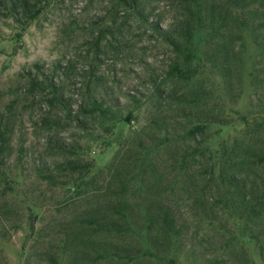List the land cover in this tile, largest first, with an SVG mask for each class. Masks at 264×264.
<instances>
[{
    "label": "rangeland",
    "instance_id": "1",
    "mask_svg": "<svg viewBox=\"0 0 264 264\" xmlns=\"http://www.w3.org/2000/svg\"><path fill=\"white\" fill-rule=\"evenodd\" d=\"M34 1L39 13L24 28L0 5V114L10 116L12 145L6 193L0 192V264H264V247L222 208L215 184L178 171L183 154L193 153L192 176L207 174L222 144L253 138L264 145V88L254 96L250 73L258 49L249 35L234 67V97L224 103L210 81L200 91L168 78L176 55L166 36L181 28L183 0H142L140 14L115 0ZM202 40L198 31V49ZM29 74L58 85L65 108L42 93L28 103ZM87 86L109 107L108 119L75 120ZM190 87L202 93L194 105L181 97ZM216 114L223 124L212 122ZM199 120L211 121L202 135L186 136ZM128 157L138 158L130 166L135 177L118 197L112 177ZM72 158L81 170L90 167L86 184H73L77 171L73 176L60 168ZM241 173L261 195L262 171ZM123 205L130 222L124 230L96 232L81 222L99 215L120 225L114 211ZM159 208L174 216L170 241L162 238L160 217L149 221ZM261 227L253 225L252 232H264ZM105 248L121 255L102 259L97 252Z\"/></svg>",
    "mask_w": 264,
    "mask_h": 264
},
{
    "label": "trees",
    "instance_id": "2",
    "mask_svg": "<svg viewBox=\"0 0 264 264\" xmlns=\"http://www.w3.org/2000/svg\"><path fill=\"white\" fill-rule=\"evenodd\" d=\"M115 2L118 8L124 11L133 10L140 14L142 0H115ZM0 5L4 7L7 18L22 28L26 27L39 13V6L34 0H0ZM183 8L184 20L181 22L180 30L174 36H166L176 55L169 67L168 78L180 80L187 85L193 84V87L197 86L200 91L203 83L210 81L211 85L215 86L214 89L222 91L224 103L231 100L233 86L239 83V76L235 73L234 67L240 61L242 40L246 33L258 49L256 57L258 59L250 73L254 96H257L258 90L261 87L264 88L261 78V75H264V0H183ZM198 31L203 33L202 45L199 49L194 43ZM86 89L87 91L84 92L82 101L74 115L75 120L80 123L89 117L108 119L112 115L109 107L98 99L95 92L88 86ZM190 89L189 96L185 93L181 97H190L186 98V103L191 102L194 105L202 93L197 94L192 90V87ZM60 92L61 88L55 83L38 81L36 75L29 74L27 89L24 90L23 98L32 104L35 94L42 93L44 97L48 98L47 100L51 105H60L65 108ZM13 103L12 101L11 108ZM241 120L250 126L249 129H254L256 126L255 123H251L245 118H241ZM210 121L199 120L198 123L191 124L185 135L190 138L197 134L202 135L206 123ZM218 121V114H216L212 122L221 123ZM9 122V115L6 117L5 114H0V192L2 194L6 193L5 188L8 185L6 163L12 150ZM54 123L57 124L59 121L55 120ZM249 139L254 143L244 144L236 141L229 146L222 144L220 150L215 152L214 160L207 174L198 172L189 176V168L193 165V161L190 160V156L193 155L192 152L181 155L178 161L180 165L178 171L188 180L199 177L208 184L213 182L216 189L222 192H220L222 194L220 200L222 208L238 219H242L243 228L249 231L247 232L248 237L256 243H260V247L263 248L264 243L260 241H264V236L260 240L259 235L261 233L264 235V232L256 234L252 232V227L257 225L264 228V145L256 144L253 138ZM199 154H203L201 150ZM137 159L128 157L122 160L119 169H116L113 174V182L118 183V189L114 190V193L118 197H123L121 195H124L129 183L135 177L130 166H136ZM78 164L77 160L72 158L59 165L63 170H67L68 175H73L74 171H77L78 176L70 178L73 184L76 181L86 184L90 167L85 165L81 170V166ZM139 168L137 174L141 175L143 171L141 169L144 167ZM243 168L262 171L260 182L263 193L261 195L256 196L251 191L252 188L247 185L246 177L242 176L241 170ZM48 178H52V176ZM173 187H171L172 191L175 189ZM124 205L126 204L124 203ZM124 205L122 209L120 207L114 211L121 216L123 223L120 225L114 221H107L99 215L85 217L81 222L94 226L93 230L96 232L112 233L113 231L124 230L125 226L130 224L127 207ZM114 207L116 208V206ZM158 217L162 223L160 225L162 238L170 241L174 235L171 232L174 229V216L169 210L159 208L157 215L151 216L149 221L154 223ZM107 250L105 248L102 253L97 252V255L102 259L121 255L115 251L107 253Z\"/></svg>",
    "mask_w": 264,
    "mask_h": 264
}]
</instances>
